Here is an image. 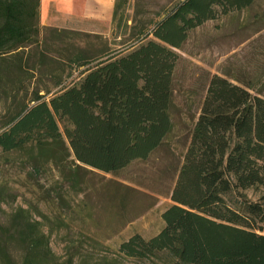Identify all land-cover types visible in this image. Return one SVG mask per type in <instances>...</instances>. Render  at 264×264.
Returning <instances> with one entry per match:
<instances>
[{"label":"trees","instance_id":"trees-1","mask_svg":"<svg viewBox=\"0 0 264 264\" xmlns=\"http://www.w3.org/2000/svg\"><path fill=\"white\" fill-rule=\"evenodd\" d=\"M254 1L180 0L158 21L133 24L121 49L102 51L80 70L89 64L81 51L46 54L47 43H61L69 32L40 25V0H0V152L25 151L32 173L49 165L72 186L85 168L116 173L147 161L175 127L176 50L188 32L216 19L218 7L240 11ZM121 7L115 0L112 22ZM74 70L77 80L65 84ZM248 88L210 76L175 160L163 227L148 240L131 236L119 253H166L178 264H264V98ZM27 212L18 208L15 224L0 223L4 264L11 263V244L23 251L21 264L54 257Z\"/></svg>","mask_w":264,"mask_h":264},{"label":"rangeland","instance_id":"rangeland-1","mask_svg":"<svg viewBox=\"0 0 264 264\" xmlns=\"http://www.w3.org/2000/svg\"><path fill=\"white\" fill-rule=\"evenodd\" d=\"M178 1L122 0L115 22L106 12L62 16L53 11L54 21L39 20L40 25L69 34L61 43H47L44 50L56 58L65 49L81 51L89 62L82 70L96 63L102 51L121 49L133 24L158 21ZM176 51L171 105L175 127L147 161H134L116 173L85 168L72 186L49 165L39 175L32 173L25 151L0 152V223L15 224V211H28L48 236L54 254L50 264H178L166 253L131 258L118 248L135 234L148 240L163 227L161 214L172 204L175 160L183 152L210 76L226 77L264 98V0L227 13L218 7V17L190 30ZM80 70L64 83L75 82ZM247 195L255 198L253 191ZM8 248L10 264H21L20 247Z\"/></svg>","mask_w":264,"mask_h":264},{"label":"crops","instance_id":"crops-1","mask_svg":"<svg viewBox=\"0 0 264 264\" xmlns=\"http://www.w3.org/2000/svg\"><path fill=\"white\" fill-rule=\"evenodd\" d=\"M114 2L115 0H40L39 20L44 24L53 22V11L62 16H75L84 10H90L92 13L106 12L112 16Z\"/></svg>","mask_w":264,"mask_h":264}]
</instances>
